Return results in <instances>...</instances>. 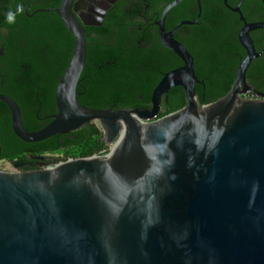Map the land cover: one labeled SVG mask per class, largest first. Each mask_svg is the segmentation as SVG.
Listing matches in <instances>:
<instances>
[{
    "label": "water",
    "instance_id": "obj_1",
    "mask_svg": "<svg viewBox=\"0 0 264 264\" xmlns=\"http://www.w3.org/2000/svg\"><path fill=\"white\" fill-rule=\"evenodd\" d=\"M74 1L62 0L58 10L76 44L57 85L53 120L28 131L18 103L5 94L0 102L25 142L96 124L113 147L106 155L37 169L18 159L12 164L20 171L0 170V264H264V93L247 79L263 54L251 32L263 29L264 21H246L244 0L232 8L244 23L239 39L247 55L229 93L201 105L196 86L204 82L195 59L174 38L191 22L165 28L168 11L182 1L175 0L158 24L162 42L184 65L164 74L151 107L91 108L79 101L87 40ZM198 8L201 15V0ZM178 86L186 105L159 117L163 99ZM1 153L0 139V159Z\"/></svg>",
    "mask_w": 264,
    "mask_h": 264
},
{
    "label": "trees",
    "instance_id": "obj_2",
    "mask_svg": "<svg viewBox=\"0 0 264 264\" xmlns=\"http://www.w3.org/2000/svg\"><path fill=\"white\" fill-rule=\"evenodd\" d=\"M201 2V33L205 34L208 25L212 26L213 20L216 26L208 32V36L228 35L229 21L234 18L237 20L232 12L226 10L225 15L215 16L218 9L211 8L205 0ZM232 2L229 0V3ZM49 6L50 3H44L41 8L46 9ZM49 15V12L43 11L31 18H22L21 36L24 46L19 55H11V82L0 89V93L10 96L18 103L23 124L28 131L42 129L58 113L57 85L73 54L63 58L53 53L49 57L53 50L47 55L40 51L39 42L53 38L56 33L55 26L52 30L53 22ZM126 19L122 12L118 16H108L103 28H90L94 36L87 41L86 65L78 85L79 101L82 105L114 109L151 107L152 92L164 74L181 66V59L174 52L161 48L159 52L156 50L152 53L146 42L130 37ZM259 20L264 21V17ZM256 31H264V28ZM73 45L75 49L74 38ZM241 60L235 61L231 71L212 72L211 68L226 67L228 60L216 61L207 57L196 59V74L200 81L204 82V85L196 86L197 98L201 105L213 103L229 93ZM26 67H31L33 72L26 71ZM14 69L21 72L17 73ZM247 79L254 88L264 93V55L252 62L247 71ZM186 103L182 87L171 89L168 101L163 99V111L159 117L182 109ZM102 135L100 126L88 124L76 131L28 143L15 135L12 113L5 103L0 102L2 159L7 161L26 160L30 152L46 155L60 153L65 161L103 155L109 150V146L101 139Z\"/></svg>",
    "mask_w": 264,
    "mask_h": 264
},
{
    "label": "flooded vegetation",
    "instance_id": "obj_3",
    "mask_svg": "<svg viewBox=\"0 0 264 264\" xmlns=\"http://www.w3.org/2000/svg\"><path fill=\"white\" fill-rule=\"evenodd\" d=\"M174 1L175 0H75L72 9L85 28L87 41H90L89 39L94 36V34L90 32V30H92L90 28H103L108 16H118L120 13L124 12V16H126V20L129 24L130 37L143 40L147 43L148 49L154 53L156 50L159 52L161 48L163 50L168 49L172 51L162 42L158 23L162 18L165 8ZM231 1L233 2L229 3V0H227V3L225 0H205L206 4L210 5L211 8L215 10L218 9V13L216 11L215 16H218V14L225 15V11L230 10L234 17H236L237 20L234 18L229 21L230 32L228 35L226 34L225 37L208 36V32L215 29L216 26V22L213 20L212 26L208 25L205 34L201 33L202 23L199 21L201 15H199L198 0H182L168 11L165 18V28L167 32L173 31L184 21L191 22L190 24H182L179 26L174 33V38L188 49L195 59V64L197 58L202 59L205 57L213 58L216 61L217 59L228 60L229 65L226 63V67L211 68V70H213L212 72L231 71L235 61L243 59L247 55V50L239 39V33L244 23L240 19V13L232 10V8L237 7L242 0ZM44 3H50L49 8H41ZM61 4L62 0H0V89L5 88V86L11 82L10 74L12 68L9 66L11 55H19L24 46V39L21 36L23 33V17L31 18L36 15V13L43 12H36L37 10L51 9L45 12L51 14L48 17L53 22L52 30H54L55 26L56 33L53 38H48L39 42L40 51L47 55L53 50L52 53L49 54V57L53 55V53H57L59 57L63 58L69 57L74 52L73 38L75 39V37L58 11L61 8ZM75 7L76 10L74 9ZM240 9L247 22H259L261 21L259 19L264 17V0H244ZM10 12L15 16L13 22H9L7 19ZM102 12H104L105 15H103ZM84 18L92 22H97L102 18L103 22L102 25L98 26L85 25ZM251 37L257 52H263L261 55L263 56L264 31L254 30L251 32ZM216 63L218 65V62ZM183 65L184 62L181 59V66ZM25 69L26 71L33 72L31 67H26ZM14 70H16L17 73L21 72L19 69ZM246 97L255 98L256 96L247 94ZM35 156H43L45 159H37L34 158ZM27 157L26 160L34 165L26 169H37L52 161L46 154L30 152L27 154ZM0 162L12 163V161L2 159V153Z\"/></svg>",
    "mask_w": 264,
    "mask_h": 264
},
{
    "label": "rangeland",
    "instance_id": "obj_4",
    "mask_svg": "<svg viewBox=\"0 0 264 264\" xmlns=\"http://www.w3.org/2000/svg\"><path fill=\"white\" fill-rule=\"evenodd\" d=\"M47 156L50 157L52 161H65L60 153L48 154ZM0 170L11 172L20 171V169L15 168L12 163L8 162H0Z\"/></svg>",
    "mask_w": 264,
    "mask_h": 264
},
{
    "label": "built area",
    "instance_id": "obj_5",
    "mask_svg": "<svg viewBox=\"0 0 264 264\" xmlns=\"http://www.w3.org/2000/svg\"><path fill=\"white\" fill-rule=\"evenodd\" d=\"M109 146V150L106 152V153H103V155H106L107 153H109L111 150H112V145H108ZM61 161H52V164H50V165H54V164H56V163H60Z\"/></svg>",
    "mask_w": 264,
    "mask_h": 264
},
{
    "label": "clouds",
    "instance_id": "obj_6",
    "mask_svg": "<svg viewBox=\"0 0 264 264\" xmlns=\"http://www.w3.org/2000/svg\"><path fill=\"white\" fill-rule=\"evenodd\" d=\"M7 19L9 20V22H13L15 19V16L10 12L7 16Z\"/></svg>",
    "mask_w": 264,
    "mask_h": 264
}]
</instances>
